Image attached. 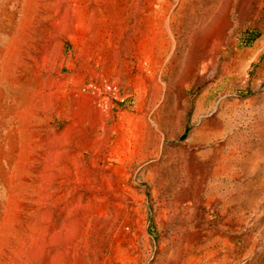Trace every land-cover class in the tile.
Returning a JSON list of instances; mask_svg holds the SVG:
<instances>
[{
	"label": "rangeland",
	"instance_id": "rangeland-1",
	"mask_svg": "<svg viewBox=\"0 0 264 264\" xmlns=\"http://www.w3.org/2000/svg\"><path fill=\"white\" fill-rule=\"evenodd\" d=\"M0 264H264V0H0Z\"/></svg>",
	"mask_w": 264,
	"mask_h": 264
}]
</instances>
